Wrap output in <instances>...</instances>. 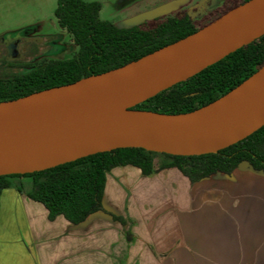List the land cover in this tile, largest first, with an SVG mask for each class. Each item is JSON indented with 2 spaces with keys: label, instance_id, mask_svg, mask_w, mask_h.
<instances>
[{
  "label": "water",
  "instance_id": "1",
  "mask_svg": "<svg viewBox=\"0 0 264 264\" xmlns=\"http://www.w3.org/2000/svg\"><path fill=\"white\" fill-rule=\"evenodd\" d=\"M263 35L264 0H248L124 66L0 102V176L40 172L122 148L200 156L244 140L264 126V65L192 112L135 107Z\"/></svg>",
  "mask_w": 264,
  "mask_h": 264
},
{
  "label": "crops",
  "instance_id": "2",
  "mask_svg": "<svg viewBox=\"0 0 264 264\" xmlns=\"http://www.w3.org/2000/svg\"><path fill=\"white\" fill-rule=\"evenodd\" d=\"M156 153L150 175L107 172L102 209L78 224L50 220L27 195L32 179L13 178L0 193V264H264V174L242 164L191 181Z\"/></svg>",
  "mask_w": 264,
  "mask_h": 264
},
{
  "label": "trees",
  "instance_id": "3",
  "mask_svg": "<svg viewBox=\"0 0 264 264\" xmlns=\"http://www.w3.org/2000/svg\"><path fill=\"white\" fill-rule=\"evenodd\" d=\"M247 1L242 0L240 4ZM100 8L97 2L58 0L54 16L60 26L73 36L78 46L76 55L67 60L51 61L21 80L19 87L0 89V102L119 68L200 29L187 16L169 17L149 30L117 27L99 18ZM263 65L264 35L186 81L138 104L135 109L162 114L192 112L228 93ZM156 154L142 148H122L40 172L4 175L0 176V193L12 185L13 178H31L32 189L27 195L48 210L50 220L62 215L69 222L78 224L102 209L107 172L117 166L132 165L144 175H150ZM162 155L168 160L163 167H176L191 181L217 172L230 174L242 163L264 174V126L214 154ZM17 188L22 192L20 185Z\"/></svg>",
  "mask_w": 264,
  "mask_h": 264
},
{
  "label": "rangeland",
  "instance_id": "4",
  "mask_svg": "<svg viewBox=\"0 0 264 264\" xmlns=\"http://www.w3.org/2000/svg\"><path fill=\"white\" fill-rule=\"evenodd\" d=\"M58 0H0V32L38 22H55ZM97 2L99 18L115 25L136 24L149 30L169 17L187 16L196 27H203L242 0H83ZM175 6L176 8H172ZM168 8L165 12L163 9Z\"/></svg>",
  "mask_w": 264,
  "mask_h": 264
},
{
  "label": "flooded vegetation",
  "instance_id": "5",
  "mask_svg": "<svg viewBox=\"0 0 264 264\" xmlns=\"http://www.w3.org/2000/svg\"><path fill=\"white\" fill-rule=\"evenodd\" d=\"M115 26L137 27L136 24L129 23ZM77 51L78 46L73 36L60 26L56 17L55 22H38L0 32V89L10 90L19 87L21 80L26 76L51 61L70 59Z\"/></svg>",
  "mask_w": 264,
  "mask_h": 264
}]
</instances>
